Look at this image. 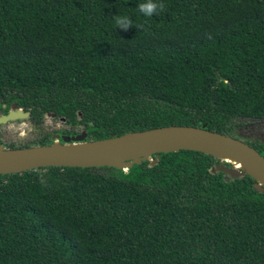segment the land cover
<instances>
[{"label": "trees", "instance_id": "trees-1", "mask_svg": "<svg viewBox=\"0 0 264 264\" xmlns=\"http://www.w3.org/2000/svg\"><path fill=\"white\" fill-rule=\"evenodd\" d=\"M141 2L0 0V108L16 103L36 127L55 113L69 127L56 133L88 141L205 126L264 157L262 140L235 134L264 118V0H160L150 18ZM218 164L180 151L128 171L1 176L0 264H264V193Z\"/></svg>", "mask_w": 264, "mask_h": 264}, {"label": "water", "instance_id": "water-1", "mask_svg": "<svg viewBox=\"0 0 264 264\" xmlns=\"http://www.w3.org/2000/svg\"><path fill=\"white\" fill-rule=\"evenodd\" d=\"M11 108L0 117V125L30 117L15 103ZM46 116L56 118L55 113ZM52 140L49 145L16 149L0 144V177L47 167H108L128 171L146 161L155 165L162 154L196 151L224 162L212 168V173H223L233 179L250 176L255 189L264 193V157L243 140L207 130L205 126H167L97 141H88L86 131H82L75 136L55 134Z\"/></svg>", "mask_w": 264, "mask_h": 264}, {"label": "rangeland", "instance_id": "rangeland-1", "mask_svg": "<svg viewBox=\"0 0 264 264\" xmlns=\"http://www.w3.org/2000/svg\"><path fill=\"white\" fill-rule=\"evenodd\" d=\"M31 116V114H30ZM235 126V134L241 138H250L255 140L257 133V129H252L249 127L250 122L245 121L243 119L236 120ZM44 130L46 133H56L55 131L68 129L69 127L61 122L59 118H48L46 115L44 116ZM19 129V134L15 135L13 140H8L7 143H15V145H19L22 143L28 144L33 142L39 138L38 133H36L33 129L32 123L30 119L23 121H16L7 124L0 125V134H4L5 132L13 133ZM259 136L264 137V129H261ZM257 139V138H256Z\"/></svg>", "mask_w": 264, "mask_h": 264}, {"label": "flooded vegetation", "instance_id": "flooded-vegetation-1", "mask_svg": "<svg viewBox=\"0 0 264 264\" xmlns=\"http://www.w3.org/2000/svg\"><path fill=\"white\" fill-rule=\"evenodd\" d=\"M14 104V103H13ZM16 104V103H15ZM12 104L9 106L7 112L5 113L4 112V109L7 108V105L6 104H2V107L0 108V117L2 115H7L11 110ZM19 107V106H18ZM26 112V111H25ZM28 112V111H27ZM27 119H30L27 118ZM27 119H22V120H16V121H23V120H27ZM245 121H249L250 124H249V127L252 128V129H257V135H256V138L255 140H262L264 142V137L263 136H259V134H262V132H260L261 129H264V118L263 119H243ZM16 121H12V122H16ZM63 123H65V121H61ZM11 123V122H9ZM44 123V122H43ZM41 124L40 126L36 127V126H33V129L36 133H38L39 137H44V136H47L48 133L45 134V130H44V124ZM17 134H19V129L16 130L15 132L13 133H9L8 131L5 132L4 134H0V144H2L3 146H5L6 148L8 149H16V148H21V146L25 145V143H22V144H19V145H15V143H7L8 140H13L14 136ZM55 134H59L60 136H63L65 134H61V133H52L51 134V140H52V136L55 135ZM66 136H73V135H66ZM75 136V135H74ZM39 139V138H38ZM37 139V140H38ZM53 141V140H52ZM61 141V140H60ZM14 145L16 146V148H10L9 146L11 145Z\"/></svg>", "mask_w": 264, "mask_h": 264}, {"label": "clouds", "instance_id": "clouds-1", "mask_svg": "<svg viewBox=\"0 0 264 264\" xmlns=\"http://www.w3.org/2000/svg\"><path fill=\"white\" fill-rule=\"evenodd\" d=\"M136 10L145 17H152L164 10V4L160 0H142L137 4ZM116 27L121 31L133 28V22L127 15H116L113 17Z\"/></svg>", "mask_w": 264, "mask_h": 264}]
</instances>
